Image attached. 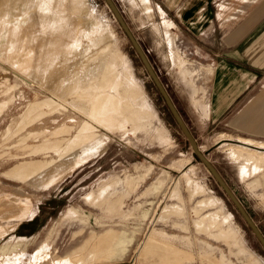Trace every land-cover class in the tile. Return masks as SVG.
Listing matches in <instances>:
<instances>
[{
	"label": "rangeland",
	"instance_id": "rangeland-1",
	"mask_svg": "<svg viewBox=\"0 0 264 264\" xmlns=\"http://www.w3.org/2000/svg\"><path fill=\"white\" fill-rule=\"evenodd\" d=\"M113 2L264 234V146L217 134L192 28L172 0ZM0 264H264L105 0H0Z\"/></svg>",
	"mask_w": 264,
	"mask_h": 264
},
{
	"label": "crops",
	"instance_id": "crops-1",
	"mask_svg": "<svg viewBox=\"0 0 264 264\" xmlns=\"http://www.w3.org/2000/svg\"><path fill=\"white\" fill-rule=\"evenodd\" d=\"M168 7L192 28L193 38L211 60L208 119L219 127L217 134L244 140L242 147H263L264 0H172ZM158 10L164 25H175L162 7ZM203 97L197 95L195 102L203 103ZM36 203L27 205L29 215L23 219L36 214Z\"/></svg>",
	"mask_w": 264,
	"mask_h": 264
},
{
	"label": "water",
	"instance_id": "water-1",
	"mask_svg": "<svg viewBox=\"0 0 264 264\" xmlns=\"http://www.w3.org/2000/svg\"><path fill=\"white\" fill-rule=\"evenodd\" d=\"M106 4L108 5L112 15L116 17L118 20L121 28L123 31H125L131 46L134 47L140 61L143 63L147 74L152 78L156 89L158 92H160L163 100L165 101V104L167 108H169V111L175 120V122L178 124L180 130L184 134L185 138L188 140L192 152L199 157V159L203 162L207 170L211 173L213 178L217 181V183L222 187L223 191L225 192L226 196L229 200L233 202L235 205L237 211L239 212L240 216L244 219L245 223L248 225L250 230L254 233L256 239L258 240L261 247L264 248V234L262 231L259 230L258 226L256 225L255 221L249 215L248 211L245 209L241 201L237 198L231 187H229L226 182L223 180L222 176L220 175L219 171L215 168V166L209 161V159L201 152V150L198 148V144L196 143V140L193 138L188 126L186 123H184V120L182 119V116L179 114L177 108H175L168 92H166L165 88L163 87L159 77H157L155 71L153 70V67L148 61V59L145 56V53L141 46H139L137 40L135 39L133 33L131 30L128 29V26L123 18V16L120 14L119 10L117 9V6L115 5V2L113 0H105Z\"/></svg>",
	"mask_w": 264,
	"mask_h": 264
}]
</instances>
